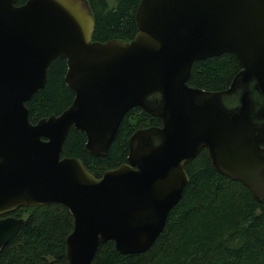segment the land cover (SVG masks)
Instances as JSON below:
<instances>
[{"label":"water","instance_id":"water-1","mask_svg":"<svg viewBox=\"0 0 264 264\" xmlns=\"http://www.w3.org/2000/svg\"><path fill=\"white\" fill-rule=\"evenodd\" d=\"M0 0V248L16 238L26 207L69 211L67 264H92L97 248L146 253L188 183L185 164L207 151L213 169L264 196V0H140L129 42H92L86 0ZM230 54L229 87L188 86L196 61ZM65 60L69 107L32 124L26 103ZM133 108L159 118L137 129L126 162L94 177L61 158L71 128L84 151L105 156Z\"/></svg>","mask_w":264,"mask_h":264},{"label":"trees","instance_id":"trees-1","mask_svg":"<svg viewBox=\"0 0 264 264\" xmlns=\"http://www.w3.org/2000/svg\"><path fill=\"white\" fill-rule=\"evenodd\" d=\"M27 0H17L20 6ZM94 28L92 42H129L136 34L135 11L140 0H86ZM240 67L230 54L194 62L188 86L209 92L229 87ZM65 60L56 58L47 81L26 103L32 124L60 115L74 98L64 84ZM159 118L131 109L123 118L105 156L84 151L85 135L71 128L61 158L80 159L96 178L126 162L128 139L134 131L159 127ZM188 183L170 211L163 232L140 255H121L112 241L101 244L92 264H264V196L256 200L240 182L218 174L207 151L188 161ZM8 216L22 219L16 238L0 248V264H67L66 237L73 228L69 211L59 205L22 207Z\"/></svg>","mask_w":264,"mask_h":264}]
</instances>
